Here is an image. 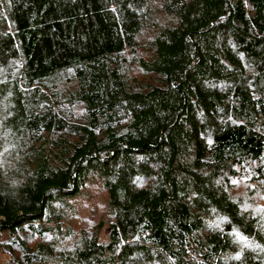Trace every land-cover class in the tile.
I'll use <instances>...</instances> for the list:
<instances>
[{
  "label": "trees",
  "instance_id": "trees-1",
  "mask_svg": "<svg viewBox=\"0 0 264 264\" xmlns=\"http://www.w3.org/2000/svg\"><path fill=\"white\" fill-rule=\"evenodd\" d=\"M154 1L0 0L4 264H264V0ZM89 174L107 240L57 248Z\"/></svg>",
  "mask_w": 264,
  "mask_h": 264
},
{
  "label": "rangeland",
  "instance_id": "rangeland-1",
  "mask_svg": "<svg viewBox=\"0 0 264 264\" xmlns=\"http://www.w3.org/2000/svg\"><path fill=\"white\" fill-rule=\"evenodd\" d=\"M154 2L155 3H151L149 10L152 13L153 21L156 23L157 27H160L166 24V19L163 16H160L155 9L154 4H158V1L156 0ZM156 32L157 30L153 28L145 27L135 38V41L141 44L146 41L149 36L155 35ZM245 190L246 185L243 184L242 188L236 189L234 191L236 196L241 198L242 201L240 202L244 209L250 208V213L258 214V209L260 210L264 203V201L261 200L262 195H260L258 191H255V194L251 196L250 199H248L250 195L247 191L245 194ZM67 202L68 206L70 207V213H67L68 216H64L63 221H59V225L63 227L64 232L67 226L71 227L70 229L73 230L74 235L70 239H67L65 236L61 235L62 238L66 239H61L63 242H56L55 244L57 248H66L71 246L76 238L75 236H78L80 232L92 230L99 222H101L102 225L98 232L97 238L98 241L105 242L107 240V228L109 224L113 222V217L109 214L107 209V194L102 186V179L96 176V174L87 175L86 180L84 181L83 186L79 189L77 195ZM260 202L262 203L261 206H259ZM60 234H62V232ZM6 238L7 236L5 237V235H1L0 244H3L6 241ZM50 240V236L44 237V240L32 238L28 241L26 246L28 248H33L38 243H47ZM5 262L6 257L0 250V264H4Z\"/></svg>",
  "mask_w": 264,
  "mask_h": 264
}]
</instances>
